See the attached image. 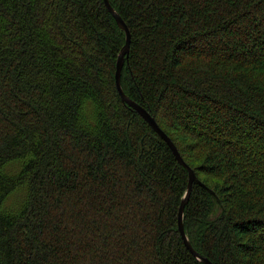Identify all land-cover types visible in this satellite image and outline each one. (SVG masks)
<instances>
[{"label":"trees","instance_id":"1","mask_svg":"<svg viewBox=\"0 0 264 264\" xmlns=\"http://www.w3.org/2000/svg\"><path fill=\"white\" fill-rule=\"evenodd\" d=\"M108 1L191 246L264 264V0ZM124 42L103 0H0V264H205Z\"/></svg>","mask_w":264,"mask_h":264},{"label":"water","instance_id":"2","mask_svg":"<svg viewBox=\"0 0 264 264\" xmlns=\"http://www.w3.org/2000/svg\"><path fill=\"white\" fill-rule=\"evenodd\" d=\"M104 4L107 8V10L111 13L114 20L116 21L117 26L124 31L125 33V42L122 45L118 56L116 60V66H115V72H114V81L116 89L120 95V98L123 102L127 103L128 105L132 106L134 110L149 124V126L160 136L162 139L167 143L169 148L171 149L173 155L175 156L177 162L181 164L188 173V180L186 184V190L180 200L179 206H178V215H177V229L179 231V234L183 240V243L185 244L186 248L201 262L205 264H213L207 257L200 255L198 252H196L193 247L191 246L185 231H184V225H183V211L184 206L190 196L191 187L193 183L200 184L202 186H205L194 174V171L184 162L182 157L180 156L176 146L174 143L170 140V138L164 133V131L159 127L155 119L151 116V114L141 105H139L137 102L129 99L126 94L123 92L121 83H120V75H121V69L123 66L124 59L127 57L128 54V48H129V42H130V33L129 30L121 18V16L118 14V12L110 5L108 0H103Z\"/></svg>","mask_w":264,"mask_h":264},{"label":"bare ground","instance_id":"3","mask_svg":"<svg viewBox=\"0 0 264 264\" xmlns=\"http://www.w3.org/2000/svg\"><path fill=\"white\" fill-rule=\"evenodd\" d=\"M130 106V105H129ZM132 107V106H131ZM133 108V107H132ZM134 109V108H133Z\"/></svg>","mask_w":264,"mask_h":264}]
</instances>
